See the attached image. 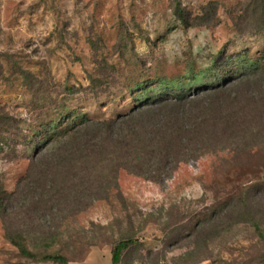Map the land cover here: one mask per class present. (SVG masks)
<instances>
[{"label": "rangeland", "instance_id": "374dc122", "mask_svg": "<svg viewBox=\"0 0 264 264\" xmlns=\"http://www.w3.org/2000/svg\"><path fill=\"white\" fill-rule=\"evenodd\" d=\"M263 66L264 0H0V264H264ZM217 85L214 150L167 178L59 168L60 125Z\"/></svg>", "mask_w": 264, "mask_h": 264}, {"label": "trees", "instance_id": "16d2710c", "mask_svg": "<svg viewBox=\"0 0 264 264\" xmlns=\"http://www.w3.org/2000/svg\"><path fill=\"white\" fill-rule=\"evenodd\" d=\"M224 87L217 85L194 97L181 93L172 99L144 98L130 112L115 119L62 124L57 133L61 143L59 168L71 165L80 181L89 174L99 175L104 182L99 188L107 192L116 190L120 171L148 181L167 178L180 164L214 150L212 146L219 138V120L214 117L218 109L214 101L207 102L205 98L217 95ZM6 237L21 255L34 258L15 236L8 233ZM129 243L121 241L113 248L111 264L120 262ZM45 258L54 264H68L62 256Z\"/></svg>", "mask_w": 264, "mask_h": 264}]
</instances>
